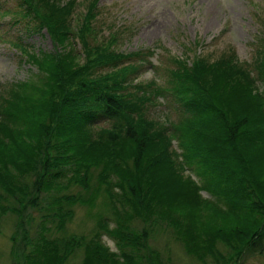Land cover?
I'll use <instances>...</instances> for the list:
<instances>
[{"label": "trees", "instance_id": "obj_1", "mask_svg": "<svg viewBox=\"0 0 264 264\" xmlns=\"http://www.w3.org/2000/svg\"><path fill=\"white\" fill-rule=\"evenodd\" d=\"M22 1L23 16L54 41L49 51L28 54L40 83L22 82L0 97V200L11 202H0V215L15 212L21 227L28 206L45 209L22 264H65L79 249L81 264H166L150 248L159 231L204 264L208 256L215 264H237L244 252L263 249L264 58L257 75L236 54L176 58L173 91L191 116L158 124L147 114L155 83L147 93L133 76L130 59L141 54L113 49L117 29L99 39L92 23L99 0L78 28L70 21L76 0ZM171 127L180 153L172 149ZM188 168L202 185L184 174ZM73 186L83 193L63 192ZM202 189L226 207L204 198ZM102 193L114 227L105 215L92 236H52L66 229L75 205L95 204ZM208 211L227 226L216 230L214 219H203ZM136 219L144 224L140 230ZM103 233L118 251L105 245Z\"/></svg>", "mask_w": 264, "mask_h": 264}, {"label": "rangeland", "instance_id": "obj_2", "mask_svg": "<svg viewBox=\"0 0 264 264\" xmlns=\"http://www.w3.org/2000/svg\"><path fill=\"white\" fill-rule=\"evenodd\" d=\"M67 1L61 0L62 3ZM22 2L0 0V97L11 96L12 88L22 82L40 83L38 66L29 58L28 53H24L27 51L17 44L22 43L29 47V51L39 54L52 49L54 42L46 29H36L34 21L23 16L25 10ZM92 2L93 0H76L74 17L70 20L74 27H79L81 15ZM98 10L101 13L97 15L95 25L104 36L110 30H118L120 39L117 49L153 50L150 53L141 52L140 56L130 61L137 66L133 73L137 86L150 93L152 89L149 92L146 82L151 80L155 83V104L148 106L147 114L148 118H156L158 124L166 118L172 124L180 123L191 116L173 91L172 72L179 68L176 58L191 60L201 56L217 60L224 55L236 54L241 61L249 63L253 75H257L256 65L264 58V0H100L96 12ZM74 42L78 49L81 48L78 37ZM175 130V127L170 128L172 149L180 153L179 135ZM183 172L186 176L190 175L198 185H202L194 168ZM63 192L83 193L77 186ZM200 193L204 198L226 207V204L207 190L202 189ZM2 194L0 189V195ZM96 196L93 197L95 204L75 205L74 218L66 224V229L62 233L53 231L52 236H68L71 233L92 236L100 231L97 223L105 215L109 217L111 227H114L116 223L109 214L107 198L103 193ZM0 202L4 205L11 203L8 198ZM44 211L42 203L28 206L23 211L21 227L17 226L19 216L15 212L7 210L0 215V264L23 263L24 253L32 250L28 240L35 238ZM207 214L203 219L210 222L214 219L216 230L227 226L221 216L213 217L210 211ZM196 215L197 218L200 217V214ZM134 223L139 230L144 226L137 219ZM232 224L230 221L228 226ZM214 233L215 231L213 236ZM151 240L150 248L159 250L166 264H204L168 231H159L156 238ZM102 241L112 250L118 251L115 240L108 234L103 233ZM217 244L223 253L228 252L220 240ZM83 257L84 252L76 250L65 264H81ZM240 259L242 260L237 264H264V248L257 246L253 251L244 252ZM206 260V264H215L210 256ZM233 262L230 264H234Z\"/></svg>", "mask_w": 264, "mask_h": 264}]
</instances>
